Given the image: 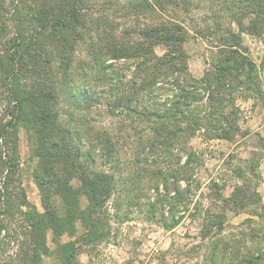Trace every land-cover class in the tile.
Returning <instances> with one entry per match:
<instances>
[{
  "label": "trees",
  "instance_id": "1",
  "mask_svg": "<svg viewBox=\"0 0 264 264\" xmlns=\"http://www.w3.org/2000/svg\"><path fill=\"white\" fill-rule=\"evenodd\" d=\"M212 1L220 4V9L213 12L217 24L199 29L197 34L211 43L217 40L218 53L200 79L190 72V57L184 48L185 28L173 22L141 26L136 19L143 14L142 2L129 4L130 12L126 11L125 16L134 19V26L125 27L120 34L114 32L105 16L93 19V25L103 28L93 59V85L103 89L100 99H105L100 104L105 103L111 112L124 114L120 132H136L114 137L107 130L91 126L86 113L71 121L74 128L60 122L57 113V86L61 82L70 84L77 77L70 65L74 44L91 23L86 11L79 8L76 0H34L35 6L19 0L10 9L0 3V102L11 117L0 123V141L5 146L10 129L22 121L39 129L41 142L38 149L42 161L35 177L43 193L45 213L35 208L22 211L21 225L15 215H9L14 208L12 200L16 194L15 198H21L20 206L28 208L29 203L23 192L14 193L11 187L13 160L0 156V231L10 230L14 223L26 231L30 229L33 248L26 251L24 264H36L35 253L46 249L48 229L57 231L65 225L66 215L61 216L51 201L60 195L70 202L76 194L69 183L71 178L79 180L81 190L89 198V220L84 219V223L93 243L107 234L101 215L120 184L128 185L125 196L131 206H139L135 205L137 200H149L151 193L157 196L154 202L144 204L149 221L170 229L182 220L175 214L166 217L157 205L167 204L170 211L176 212L177 203L187 202L180 183L190 182L203 163V155L191 146L192 138L202 132L210 139L234 142L241 133L237 100L253 99L254 93L264 100L258 67L243 48L241 34L231 28L236 23L242 34L248 32L264 41V0ZM221 13L229 16L225 19ZM159 46L166 48L162 55L156 53ZM109 61L122 62L130 76L124 75L129 79L121 83L117 97L106 103L108 93L113 91L106 89L107 71L117 69ZM55 62L58 70L53 67ZM89 131H93L92 135ZM76 133L86 138L104 163L125 166L126 179L117 181L114 174L102 171L88 174L75 146ZM121 139L137 145L129 153L130 161L124 159L118 146Z\"/></svg>",
  "mask_w": 264,
  "mask_h": 264
},
{
  "label": "rangeland",
  "instance_id": "2",
  "mask_svg": "<svg viewBox=\"0 0 264 264\" xmlns=\"http://www.w3.org/2000/svg\"><path fill=\"white\" fill-rule=\"evenodd\" d=\"M18 1L0 0V3L10 9ZM26 2L28 6H35L34 0ZM76 2L79 8L86 11L91 23L86 30L81 31V38L74 44L70 69L76 72V80L65 84L61 82L64 78L61 76V83L56 89L59 121L71 124L73 128L71 121L76 115L86 113L91 126L97 130H107L112 137L136 133L119 131L124 114L117 110L111 112L105 103L100 104V101L105 100L100 99L103 89L93 85L96 73L94 53L103 29L102 26L92 24L94 18L105 16L108 24L114 27V32L120 34L125 27L134 26V19L125 16L126 11L130 12L129 4L142 2L143 14L136 19L141 26H152L158 22L181 24L187 32L184 48L190 57V72L194 77L202 78L218 53L215 47L217 40L211 43L210 39L197 34L199 29L204 30L208 25L217 24L213 12L220 9V4H213L212 0ZM221 15L225 19L229 16L228 13ZM231 28L241 34L242 46L258 67L264 91V41L248 32L242 34L236 23ZM165 49L159 46L156 53L162 55ZM108 64L117 65V69L107 71L109 80L106 89L112 88L113 91L108 93L106 103L117 97L121 83L129 79H125L124 75L130 76L122 62L109 61ZM53 67L58 70V62ZM253 95V99L237 100L241 111V133L234 142L210 139L202 132L192 138L191 146L203 155V163L190 182L180 183L187 202L177 203L176 212L170 211L167 204L157 205V209L168 218L174 214L176 218L182 217L174 228H165L161 223L148 220L144 204L154 202L155 198L157 200L154 193H151L149 200L144 198L135 201V205L138 203L139 206H131L129 197L125 196L128 185L120 184L113 190L101 215L104 224L102 228L104 234H107L99 242L93 243V239L87 236L84 223V219L89 220V198L81 190L79 180L71 178L69 183L76 194L70 202L67 203L60 195H55L51 201L61 216L66 215L67 221L57 231L48 229L45 232L46 249L35 253L36 264H256L257 258L264 251V100L259 99L255 93ZM4 105L0 102V123L11 119L5 113ZM10 130L6 145L0 141V156L13 160L15 174L12 176L11 187L14 193L23 192L29 203L28 208L20 206L21 198H15L16 194L12 200L14 208L9 215H15V221L21 225L20 212L35 208L39 213H45L43 193L35 177L42 161L38 149L41 142L39 129L29 122L21 121ZM89 133L92 135L93 131ZM74 140L88 174L102 171L114 174L117 181L126 179L128 174H124L125 166L104 163L98 152L93 153L84 136L74 134ZM131 142L134 141H118L124 159L129 161V153L137 148ZM188 190L191 191L189 195ZM2 208L1 204L0 210ZM90 218L93 219V215ZM28 231L16 223L10 230L0 231V264H24L22 261L27 259L26 251L33 248Z\"/></svg>",
  "mask_w": 264,
  "mask_h": 264
},
{
  "label": "water",
  "instance_id": "3",
  "mask_svg": "<svg viewBox=\"0 0 264 264\" xmlns=\"http://www.w3.org/2000/svg\"><path fill=\"white\" fill-rule=\"evenodd\" d=\"M258 264H264V251L262 252V254L260 255L258 259Z\"/></svg>",
  "mask_w": 264,
  "mask_h": 264
},
{
  "label": "crops",
  "instance_id": "4",
  "mask_svg": "<svg viewBox=\"0 0 264 264\" xmlns=\"http://www.w3.org/2000/svg\"><path fill=\"white\" fill-rule=\"evenodd\" d=\"M195 78L200 79V76L199 77L198 76H195Z\"/></svg>",
  "mask_w": 264,
  "mask_h": 264
}]
</instances>
